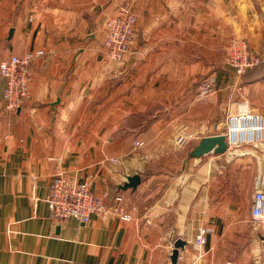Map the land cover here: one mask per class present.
Returning <instances> with one entry per match:
<instances>
[{"label": "crops", "instance_id": "obj_1", "mask_svg": "<svg viewBox=\"0 0 264 264\" xmlns=\"http://www.w3.org/2000/svg\"><path fill=\"white\" fill-rule=\"evenodd\" d=\"M122 3L136 24L124 60L110 62L103 27ZM231 37L262 60L240 78L225 60ZM39 49L29 98L11 113L0 99V264H171L177 239V264L264 262L252 215L264 142L188 155L226 132L236 100L264 111V0H0V61ZM209 77L217 94L197 101ZM58 171L121 195L132 219L52 220ZM133 174L137 187L121 188Z\"/></svg>", "mask_w": 264, "mask_h": 264}, {"label": "built area", "instance_id": "obj_2", "mask_svg": "<svg viewBox=\"0 0 264 264\" xmlns=\"http://www.w3.org/2000/svg\"><path fill=\"white\" fill-rule=\"evenodd\" d=\"M136 15L127 3L120 4L116 12L109 16L103 27L102 49L110 62H121L128 51L129 41L134 32ZM43 50H30L22 57L11 55L0 61V99L7 113L14 112L29 98L27 84L31 78V63L43 55ZM225 60L237 77L246 74L256 66L261 58L248 49L243 39L231 37L225 47ZM217 87L213 78L204 79L197 89V101L214 99ZM228 149L245 144L264 142V116L249 109L242 101L237 109L227 117V130L224 133ZM182 142V141H181ZM183 141L181 144H184ZM134 147L143 142L134 141ZM118 163L117 158L109 159ZM49 217L61 222L74 218L81 224L90 222L97 215L103 220L115 218L130 221L132 214L123 207V198L105 190L100 195L94 193L86 182H77L58 171L51 179L45 198ZM135 208H131L134 210ZM252 215L255 220L264 223V189L257 188L253 193ZM206 241V230L200 228L194 241L195 248H201ZM227 264H230L228 262ZM252 264H264L257 260Z\"/></svg>", "mask_w": 264, "mask_h": 264}, {"label": "water", "instance_id": "obj_3", "mask_svg": "<svg viewBox=\"0 0 264 264\" xmlns=\"http://www.w3.org/2000/svg\"><path fill=\"white\" fill-rule=\"evenodd\" d=\"M228 149V144L226 142L225 134H215L202 137L196 146H194L189 151V156L192 158H199L207 153H215L220 154L224 153ZM140 183V175L133 174L127 176L126 181L122 184L121 188L127 189L132 188L135 189L137 185ZM264 243V237H263ZM185 242L181 239H177L174 242L173 249L170 255L171 264H177V258L179 256L180 249H183Z\"/></svg>", "mask_w": 264, "mask_h": 264}, {"label": "rangeland", "instance_id": "obj_4", "mask_svg": "<svg viewBox=\"0 0 264 264\" xmlns=\"http://www.w3.org/2000/svg\"><path fill=\"white\" fill-rule=\"evenodd\" d=\"M254 68V67H253ZM253 68L252 69H250L249 71H251V70H253ZM235 75V74H234ZM236 76V75H235ZM237 77V76H236ZM240 78V77H239ZM238 103H239V101L238 100H236ZM240 102H242V101H240ZM249 109L252 111V112H257V113H261L263 116H264V111L262 112V111H260V110H258V111H256V110H254V108L252 109L250 106H249ZM259 109H261V108H259ZM262 109H264V107H262Z\"/></svg>", "mask_w": 264, "mask_h": 264}, {"label": "trees", "instance_id": "obj_5", "mask_svg": "<svg viewBox=\"0 0 264 264\" xmlns=\"http://www.w3.org/2000/svg\"><path fill=\"white\" fill-rule=\"evenodd\" d=\"M261 62H262V60H261L256 66H258ZM256 66H254V68H255Z\"/></svg>", "mask_w": 264, "mask_h": 264}]
</instances>
